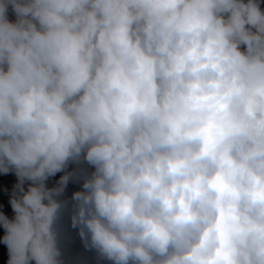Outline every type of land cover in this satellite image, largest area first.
<instances>
[{
    "label": "clouds",
    "instance_id": "1",
    "mask_svg": "<svg viewBox=\"0 0 264 264\" xmlns=\"http://www.w3.org/2000/svg\"><path fill=\"white\" fill-rule=\"evenodd\" d=\"M10 170L6 264H264V0H0Z\"/></svg>",
    "mask_w": 264,
    "mask_h": 264
},
{
    "label": "trees",
    "instance_id": "2",
    "mask_svg": "<svg viewBox=\"0 0 264 264\" xmlns=\"http://www.w3.org/2000/svg\"><path fill=\"white\" fill-rule=\"evenodd\" d=\"M10 18H14L12 13L9 12ZM75 167L72 163L69 164V169ZM62 173L57 172L54 176L49 177L47 180L48 186H52L58 180ZM17 182V177L13 171L7 173L0 172V212L5 213L10 218L13 215L11 205L9 203V197L12 193L13 187ZM27 182H25V186ZM79 181H70L65 189V196L70 197L74 189L79 188ZM60 228L63 238L64 248L69 257L80 258L84 261V264H97V259L94 251L85 249L79 237L76 228L70 224V219L67 213H65L60 221ZM3 227L0 226V237L3 236ZM7 262V247L0 239V264H6ZM100 264H108L107 261H101Z\"/></svg>",
    "mask_w": 264,
    "mask_h": 264
}]
</instances>
